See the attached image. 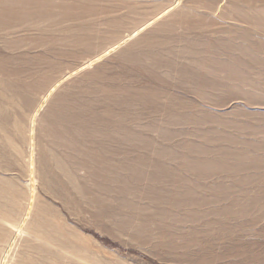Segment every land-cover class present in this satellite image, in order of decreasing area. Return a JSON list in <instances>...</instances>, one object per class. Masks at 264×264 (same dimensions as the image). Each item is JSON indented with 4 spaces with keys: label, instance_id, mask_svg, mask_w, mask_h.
<instances>
[{
    "label": "rangeland",
    "instance_id": "374dc122",
    "mask_svg": "<svg viewBox=\"0 0 264 264\" xmlns=\"http://www.w3.org/2000/svg\"><path fill=\"white\" fill-rule=\"evenodd\" d=\"M173 3L0 0V218L33 177L41 230L19 263L264 264V0H182L106 54Z\"/></svg>",
    "mask_w": 264,
    "mask_h": 264
},
{
    "label": "bare ground",
    "instance_id": "6f19581e",
    "mask_svg": "<svg viewBox=\"0 0 264 264\" xmlns=\"http://www.w3.org/2000/svg\"><path fill=\"white\" fill-rule=\"evenodd\" d=\"M181 4H182V0H178L177 2L175 0V3L171 4L170 6L168 5L169 7L167 9H165L166 12L163 15L161 14L162 16L160 15L161 17H158V19H154L155 17L153 19H150L148 22H146L144 25H142L141 28H138V29L134 30L132 33H130L126 37H124L121 40H119L116 44H114L113 46H111V48H109L107 51H105L106 54H108V52H111V53L113 52L114 53V51L120 50L119 48H121L126 43H128L131 39H133V37L135 38V36L138 33H140L142 30H146L147 28L153 26V24H155V21L165 20V18H167L168 16H171L176 10L179 9V7H180ZM217 9H215V10H217ZM257 26H259V24H257ZM100 58H102V56L99 57L96 61H98ZM91 63H93V62H91ZM91 63L89 62L88 65H90ZM60 83H58V84H60ZM56 88H59V86L54 87V89H52V91H50V94ZM49 96L50 95H48L47 97H45L46 98V101H47V99H48ZM45 98H44V100H45ZM46 101H44L41 104L40 108L43 106V104ZM39 109H38V111H36V113L33 116V119H34L33 121L34 122L37 121L36 117H37V113L39 114ZM29 164H30V167L33 166V150H31V154L29 156ZM33 181H34L33 180V177H31V179H30V187H31L30 188V198L28 200V203L26 205L25 210L23 212H20L15 207H6V212H3V215L6 216V213H7V216L6 217H8V218L7 219L0 218V264H11L13 262H15V264H23V262L20 261V263H19V261H17L15 259L16 250L19 248V246H21V243H24L25 247L31 248V246H28V245L26 246V243L24 241H22L23 240L22 239L23 236L24 235H27V236H30L33 239L38 240V236L37 235L39 233H37V231H39L40 229L36 227L37 224L35 223L36 222V219L34 217L35 216L34 215V212L35 211L33 212L34 207L32 206V198H33V190H34L33 189ZM55 233H57V232H55ZM45 234H47V233H45ZM51 238H52V236H51ZM53 239H55V237ZM42 240H43V238H42ZM49 244H51V243H49ZM68 244H69V242H68ZM55 245L56 246H54V247H57L58 249L64 251L66 253V255L71 256L73 254L72 251H71L72 250L71 249L72 247L69 249L68 247L62 246L63 244L62 245L61 244H55ZM72 245L73 246H78V245H75L74 243H72ZM33 248H35V247H33ZM82 250H84V249H82ZM73 256L75 257V255H73Z\"/></svg>",
    "mask_w": 264,
    "mask_h": 264
}]
</instances>
